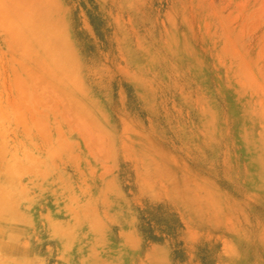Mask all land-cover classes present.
<instances>
[{
    "label": "rangeland",
    "instance_id": "1",
    "mask_svg": "<svg viewBox=\"0 0 264 264\" xmlns=\"http://www.w3.org/2000/svg\"><path fill=\"white\" fill-rule=\"evenodd\" d=\"M0 264H264V0H0Z\"/></svg>",
    "mask_w": 264,
    "mask_h": 264
}]
</instances>
